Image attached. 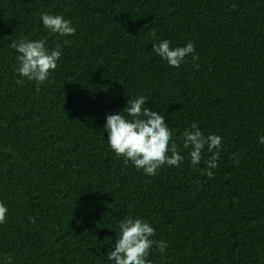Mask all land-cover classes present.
<instances>
[{
  "label": "trees",
  "instance_id": "1",
  "mask_svg": "<svg viewBox=\"0 0 264 264\" xmlns=\"http://www.w3.org/2000/svg\"><path fill=\"white\" fill-rule=\"evenodd\" d=\"M77 28L59 37L41 13ZM68 40L44 84L15 72L21 39ZM193 41L197 59L170 67L152 50ZM22 80L23 83L17 81ZM144 94L185 159L154 176L107 143L106 115ZM198 122L222 136L204 172L182 147ZM264 0H0V259L106 264L126 216L156 228L154 264H264ZM113 224V225H110ZM109 240H111L109 242ZM111 264V262H108Z\"/></svg>",
  "mask_w": 264,
  "mask_h": 264
},
{
  "label": "clouds",
  "instance_id": "2",
  "mask_svg": "<svg viewBox=\"0 0 264 264\" xmlns=\"http://www.w3.org/2000/svg\"><path fill=\"white\" fill-rule=\"evenodd\" d=\"M40 19L45 29L59 37L73 36L77 31L73 22L59 13L44 12ZM68 42L64 40L52 48H49L44 38L13 42L11 47L18 53L15 72L28 81L36 82L37 86L44 84L51 72L57 69L63 55V45ZM152 50L170 67L179 68L188 57L197 59L196 46L191 40L183 46H172L165 39L154 43ZM17 82L23 83L19 79ZM147 104V96L144 94L130 98L119 112L106 115L103 130L107 132V143L116 156L123 158L125 164L131 162L145 175L154 176L162 165L179 167L185 157L173 139L174 132L166 116L162 111L146 106ZM181 139L182 147L190 149L188 155L193 165L200 164L206 147L210 153L215 150L204 170L208 177H212L214 173L211 169L218 167L222 136L215 133L205 135L198 122H192L181 133ZM258 140L259 144L264 145V135L259 136ZM8 213L7 204L0 200V225L6 223ZM114 226L119 236L114 247L107 251L106 264H154L149 258L153 245L162 254L168 249L166 241L153 239L156 228L142 217L126 216ZM0 264H13L12 257L0 259Z\"/></svg>",
  "mask_w": 264,
  "mask_h": 264
}]
</instances>
